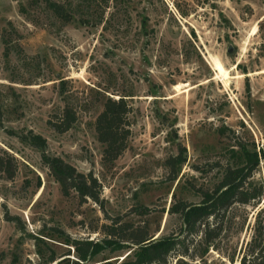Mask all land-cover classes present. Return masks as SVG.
I'll return each mask as SVG.
<instances>
[{
  "label": "rangeland",
  "instance_id": "rangeland-1",
  "mask_svg": "<svg viewBox=\"0 0 264 264\" xmlns=\"http://www.w3.org/2000/svg\"><path fill=\"white\" fill-rule=\"evenodd\" d=\"M58 1L69 21L41 0H0V147L18 163L12 179L0 177V264H120L133 247L83 261L73 241L101 240L113 220L177 233L171 201L199 202L247 150L258 156L251 180L264 187V0ZM121 95L131 135L105 161L95 119L106 97ZM66 103L77 120L59 133L48 120ZM30 131L48 155L98 179V201L62 194L41 150L22 140ZM178 155L171 179L166 159ZM139 204L152 211L136 214ZM259 207L264 191L214 221L221 231L210 245L199 234L185 241L188 256L161 264H238Z\"/></svg>",
  "mask_w": 264,
  "mask_h": 264
},
{
  "label": "trees",
  "instance_id": "trees-1",
  "mask_svg": "<svg viewBox=\"0 0 264 264\" xmlns=\"http://www.w3.org/2000/svg\"><path fill=\"white\" fill-rule=\"evenodd\" d=\"M37 1L31 0V2ZM41 1L56 18L63 21L70 20L71 15L63 2ZM261 28L262 23H259V29ZM131 113L132 105L124 96L105 98L94 124L96 138L103 146L105 161L116 160L127 148L131 135ZM76 120V110L66 103L60 113L48 120V124L56 132L61 133L70 129ZM22 140L41 150V160L58 183L63 195L67 196L75 192L81 200L98 201L101 185L91 172H80L62 157L48 155L45 152L46 139L40 134L30 131L28 135L22 137ZM244 152L245 164L226 167L220 182L213 190L202 191V198L199 202L180 199L171 201L167 213L178 215L181 219L177 233L172 232L169 235L154 237L146 225L133 226L128 222L113 220L105 225L104 237L101 240L73 241L78 258L87 261L103 249L129 245L134 248L131 251L132 257H129L131 252L128 253L120 264H161L175 251L188 256L190 248L185 241L199 234L202 241L210 245L221 231V225L214 221L222 217L234 203L258 202L263 195V184L253 183L251 180L252 172L258 164V156L256 152L248 150ZM261 156L264 157V153ZM184 161L185 159L180 155L166 159V165L170 167L171 179L176 178L180 165ZM17 170L16 158L0 147V177L12 179ZM37 186H40V180L37 181ZM151 211L152 209L144 204H139L134 208V212L138 215H145ZM238 264H264V207H259L256 212L250 239L245 245Z\"/></svg>",
  "mask_w": 264,
  "mask_h": 264
},
{
  "label": "bare ground",
  "instance_id": "bare-ground-1",
  "mask_svg": "<svg viewBox=\"0 0 264 264\" xmlns=\"http://www.w3.org/2000/svg\"><path fill=\"white\" fill-rule=\"evenodd\" d=\"M214 68H215V70H216L218 73H221V74L227 76V75H226V71L224 70L223 66H222L219 62H216V64L214 65ZM224 80H225V79H224Z\"/></svg>",
  "mask_w": 264,
  "mask_h": 264
},
{
  "label": "water",
  "instance_id": "water-1",
  "mask_svg": "<svg viewBox=\"0 0 264 264\" xmlns=\"http://www.w3.org/2000/svg\"><path fill=\"white\" fill-rule=\"evenodd\" d=\"M230 50V49H229Z\"/></svg>",
  "mask_w": 264,
  "mask_h": 264
}]
</instances>
